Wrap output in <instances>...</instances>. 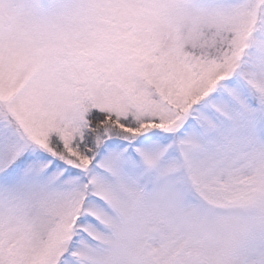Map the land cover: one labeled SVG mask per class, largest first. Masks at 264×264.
Wrapping results in <instances>:
<instances>
[{
	"label": "snow or ice",
	"instance_id": "snow-or-ice-1",
	"mask_svg": "<svg viewBox=\"0 0 264 264\" xmlns=\"http://www.w3.org/2000/svg\"><path fill=\"white\" fill-rule=\"evenodd\" d=\"M0 264H264V0H0Z\"/></svg>",
	"mask_w": 264,
	"mask_h": 264
}]
</instances>
